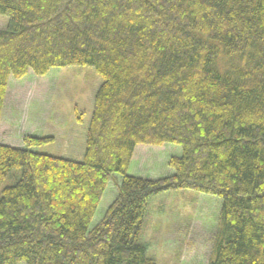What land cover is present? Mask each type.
I'll use <instances>...</instances> for the list:
<instances>
[{"label":"trees","instance_id":"obj_1","mask_svg":"<svg viewBox=\"0 0 264 264\" xmlns=\"http://www.w3.org/2000/svg\"><path fill=\"white\" fill-rule=\"evenodd\" d=\"M0 122L9 77L90 66L103 79L81 161L53 138L0 143V264H156L150 200L223 201L209 264H264V0H0ZM181 146L174 174L128 175L140 145ZM116 174L118 196L90 228Z\"/></svg>","mask_w":264,"mask_h":264},{"label":"rangeland","instance_id":"obj_2","mask_svg":"<svg viewBox=\"0 0 264 264\" xmlns=\"http://www.w3.org/2000/svg\"><path fill=\"white\" fill-rule=\"evenodd\" d=\"M8 18L0 15V29ZM103 79L90 66L53 68L46 75L29 71L22 78L9 77L5 107L0 122V143L25 148V136L53 138L34 148L40 154L69 159L84 158L95 94ZM182 155L176 144L140 145L128 168V175L144 179L172 176V157ZM15 170L0 187L15 184L21 176ZM122 175L109 182L90 228L105 216L118 196ZM223 201L217 196L191 190L167 191L150 200L142 231V242L156 264H209ZM19 264H25L21 262Z\"/></svg>","mask_w":264,"mask_h":264},{"label":"crops","instance_id":"obj_3","mask_svg":"<svg viewBox=\"0 0 264 264\" xmlns=\"http://www.w3.org/2000/svg\"><path fill=\"white\" fill-rule=\"evenodd\" d=\"M72 160H75V159H72ZM77 160V159H76ZM78 161H80V159H78Z\"/></svg>","mask_w":264,"mask_h":264}]
</instances>
